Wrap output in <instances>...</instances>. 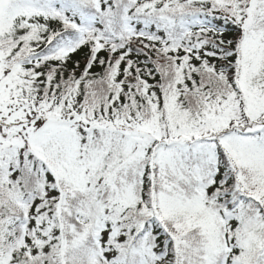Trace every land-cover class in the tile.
Masks as SVG:
<instances>
[{
  "label": "trees",
  "instance_id": "1",
  "mask_svg": "<svg viewBox=\"0 0 264 264\" xmlns=\"http://www.w3.org/2000/svg\"><path fill=\"white\" fill-rule=\"evenodd\" d=\"M258 18L246 46L242 21L211 0H9L8 102L50 103L68 124L36 152L0 158V264H264ZM104 81L106 99L87 112L89 88ZM216 111L226 124L214 126Z\"/></svg>",
  "mask_w": 264,
  "mask_h": 264
},
{
  "label": "rangeland",
  "instance_id": "2",
  "mask_svg": "<svg viewBox=\"0 0 264 264\" xmlns=\"http://www.w3.org/2000/svg\"><path fill=\"white\" fill-rule=\"evenodd\" d=\"M8 1L9 0H0V18L3 13V9L7 5ZM211 1L213 2L214 7L218 8L220 11L234 16V18H236L238 21H242V25L244 26L245 45H251L256 37L255 35H253V31L258 24L260 25L261 22L258 16L260 14H264V0ZM2 49L3 46L0 45V93H2V95H0V158L6 151L10 150H18L21 153L25 151L36 152L38 145H46V143L49 142L52 138L59 136L63 131L62 128L64 129L66 124H68L67 121L62 122L63 119L60 118L58 110L54 109L50 103L45 102V104L39 107H29L16 101H12L11 103L8 102L10 101L9 95L7 96V93L9 92V86L8 84L3 86V80L6 77V73L1 67V61L4 58L7 59V49ZM156 59L157 64L161 69L163 81L166 86H169L171 80L173 79L171 66L168 64L167 60L160 55H158ZM8 70H10V66ZM239 86L244 89L242 82H239ZM108 93L109 86L107 81H104V83L102 84L99 83L96 85H92L89 88L90 96L87 102V112H90V108L93 107L97 103V101H100L101 99L105 100ZM5 94L7 98L5 97ZM192 104L195 109L199 107V103L196 101H192ZM251 110L253 112V120H261L264 118L263 108L253 106ZM212 118H214L216 122L218 119L220 121L218 124L216 123L214 125L215 127L222 124V122L224 124L227 123L224 120L225 117L218 111L213 113ZM88 121H90L89 115H87L86 118H83L82 120L77 118L73 119L71 123L86 124ZM261 123H258L257 125H260ZM255 127L256 126L254 124H250L243 130H245L246 132L253 131ZM241 128L242 126L239 127V129ZM239 182L242 183L241 189H246L249 193H251V190H255L253 181L251 182L250 177L247 174L242 173L239 177ZM161 184L163 186L168 185L167 175L165 173H163L162 175ZM70 204L71 202H69L67 199H64L63 205L70 206ZM69 210V207L62 209V214ZM62 221L63 229L66 230V228L71 224V219H69V216L66 214V216L63 217ZM172 227L175 228L176 231H179L183 234V245L185 249L192 241H196L197 238L195 240L190 239L189 230H187L186 225H176L173 223ZM258 257H256V259H258ZM188 259L196 260L194 255L188 256ZM262 262L263 259H260L257 263L262 264Z\"/></svg>",
  "mask_w": 264,
  "mask_h": 264
}]
</instances>
